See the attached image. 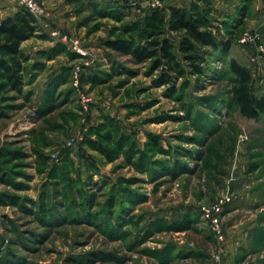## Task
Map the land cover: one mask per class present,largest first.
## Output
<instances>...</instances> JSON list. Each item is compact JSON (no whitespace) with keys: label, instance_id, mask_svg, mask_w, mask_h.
<instances>
[{"label":"rangeland","instance_id":"obj_1","mask_svg":"<svg viewBox=\"0 0 264 264\" xmlns=\"http://www.w3.org/2000/svg\"><path fill=\"white\" fill-rule=\"evenodd\" d=\"M55 1L68 10L60 36L87 55L33 53L18 90L0 75V264H264V114H240L228 73L231 59L247 66L264 97V0L197 5L233 45L228 58L202 49L206 75L176 91L152 62L105 46L150 8ZM225 197L221 241L201 208Z\"/></svg>","mask_w":264,"mask_h":264},{"label":"trees","instance_id":"obj_2","mask_svg":"<svg viewBox=\"0 0 264 264\" xmlns=\"http://www.w3.org/2000/svg\"><path fill=\"white\" fill-rule=\"evenodd\" d=\"M197 5L200 3H192L191 7L150 9L141 29L137 25L130 26L126 30L129 38L109 40L105 46L131 57L135 63L152 62V71L162 73L160 82L176 91L179 80L186 73L199 77L206 75L210 66L202 49H212L228 58L233 45L232 38L218 39L213 34L211 12L200 10ZM39 30L38 19L25 9L0 23V75L14 90L23 85L25 64L29 61L22 44L35 37L45 38ZM172 36H176L177 41ZM71 57L76 58V55L71 52ZM228 67L232 104L243 117L259 120L264 114V97L254 92L251 69L235 59L229 60Z\"/></svg>","mask_w":264,"mask_h":264},{"label":"crops","instance_id":"obj_3","mask_svg":"<svg viewBox=\"0 0 264 264\" xmlns=\"http://www.w3.org/2000/svg\"><path fill=\"white\" fill-rule=\"evenodd\" d=\"M118 5H130L135 3L136 0H110ZM203 0H166V7H191L192 3H201ZM44 2L45 7L47 8V15L45 18L38 20V26H39V34L45 36L44 43H47L49 45H46V47H41L39 49H32L27 46L28 42H24L22 44V50L25 54V56H28L29 61H31V55H34L33 53H36L39 50H42L44 52H50L51 50L61 49L60 47H64V44L60 42L58 39L51 36L52 32L58 29L63 28V20H65L68 10L67 7L59 1L55 0H42V3ZM58 3V4H57ZM20 11V8L11 0H0V23L5 20L8 17L15 16ZM65 32V31H64ZM67 46V45H66ZM37 56V55H36ZM28 61V62H29ZM37 62V60H36ZM50 67L49 62H46V68L44 71V74L47 73V69ZM57 68V67H56ZM55 74V75H54ZM51 76H47L45 79L41 81L43 84H50L52 83L57 77H59L60 72H56ZM40 77H42L40 75ZM40 79V78H39ZM40 81V80H39ZM51 81V82H50ZM47 84V86H48ZM46 87V86H45ZM45 87L40 89V93L45 92ZM233 206L229 207L228 210H232Z\"/></svg>","mask_w":264,"mask_h":264},{"label":"built area","instance_id":"obj_4","mask_svg":"<svg viewBox=\"0 0 264 264\" xmlns=\"http://www.w3.org/2000/svg\"><path fill=\"white\" fill-rule=\"evenodd\" d=\"M14 2L20 9H25L29 13H31L35 18L40 20L45 16V9L40 4L39 0H11ZM133 6H145L150 9H158L161 8L164 9L165 4L163 0H136ZM61 32L58 30H55L52 32L51 36L58 39L60 42H62L64 45H67L68 49L73 52L74 54H78L81 56H86V52L83 51V46H81L78 43H73L68 36L61 37ZM258 37L255 38L252 37H245L241 40V43H247L250 40H256ZM258 53L264 58V46L260 45L257 48ZM70 146L72 144H69ZM234 201L232 197H225L221 199L220 201H217L210 207H203L201 208L203 218L205 220L209 221L211 224V231L212 234L219 240L223 241L224 234L223 229L220 227V217L223 215V212L225 211L226 207L230 205Z\"/></svg>","mask_w":264,"mask_h":264}]
</instances>
